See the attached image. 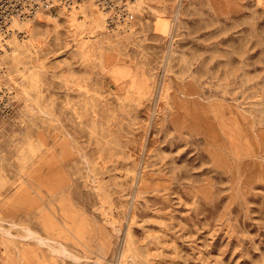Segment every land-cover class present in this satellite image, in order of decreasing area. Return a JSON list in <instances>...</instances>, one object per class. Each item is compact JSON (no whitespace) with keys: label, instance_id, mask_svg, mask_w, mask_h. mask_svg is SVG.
I'll list each match as a JSON object with an SVG mask.
<instances>
[{"label":"rangeland","instance_id":"374dc122","mask_svg":"<svg viewBox=\"0 0 264 264\" xmlns=\"http://www.w3.org/2000/svg\"><path fill=\"white\" fill-rule=\"evenodd\" d=\"M130 10L115 27L88 0L6 39L0 264H264V0Z\"/></svg>","mask_w":264,"mask_h":264},{"label":"built area","instance_id":"2783aa9c","mask_svg":"<svg viewBox=\"0 0 264 264\" xmlns=\"http://www.w3.org/2000/svg\"><path fill=\"white\" fill-rule=\"evenodd\" d=\"M88 0H0V52L6 39L13 33L15 21L25 22L37 15L60 8L73 9ZM108 14V22L115 27L128 24L134 16L130 10L136 0H93ZM15 96L8 88L0 89V122L9 118L14 110Z\"/></svg>","mask_w":264,"mask_h":264},{"label":"bare ground","instance_id":"6f19581e","mask_svg":"<svg viewBox=\"0 0 264 264\" xmlns=\"http://www.w3.org/2000/svg\"><path fill=\"white\" fill-rule=\"evenodd\" d=\"M93 2V4L96 6V4L94 3L93 0H90ZM76 8V7H75ZM73 8V9H75ZM61 10H65L66 12H69L70 10H73V9H66V8H60ZM60 9H57V10H60ZM82 11H84V9H82ZM52 12V11H51ZM73 14V13H71ZM19 23H24V22H19V21H15L13 22L12 24V29L16 28L17 27V24ZM155 26H156V30L162 34V35H168L170 33V28L172 26V23L171 21H168L166 18L162 17V16H158L156 22H155ZM28 231V234L26 235V237H29V238H34L38 241V243H41L43 244L44 243V238L42 236H39L37 233H35L33 230L31 229H27Z\"/></svg>","mask_w":264,"mask_h":264}]
</instances>
